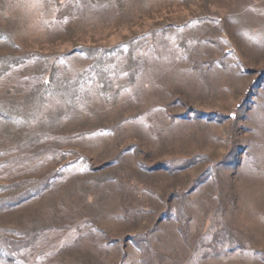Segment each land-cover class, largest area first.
<instances>
[{
	"label": "rangeland",
	"instance_id": "obj_1",
	"mask_svg": "<svg viewBox=\"0 0 264 264\" xmlns=\"http://www.w3.org/2000/svg\"><path fill=\"white\" fill-rule=\"evenodd\" d=\"M0 264H264V0H0Z\"/></svg>",
	"mask_w": 264,
	"mask_h": 264
}]
</instances>
